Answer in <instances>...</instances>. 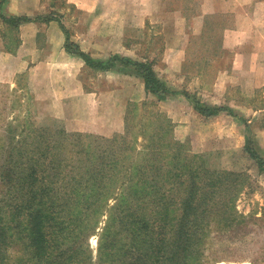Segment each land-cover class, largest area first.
Masks as SVG:
<instances>
[{
    "label": "rangeland",
    "instance_id": "obj_1",
    "mask_svg": "<svg viewBox=\"0 0 264 264\" xmlns=\"http://www.w3.org/2000/svg\"><path fill=\"white\" fill-rule=\"evenodd\" d=\"M8 2L9 0H3L0 3V166L4 163L8 150H14L15 158H22L23 155L26 159L37 158L43 154L45 156L40 158H44L43 161L47 159L45 163L54 159V167L46 166L44 174H48L50 179H59L50 184L43 180L45 184L58 189L78 187L79 183L71 179L75 175L72 173L87 169V155L90 154L82 150L80 143L103 142L102 146L107 152L111 153L115 149L118 150V155L123 158L125 155L127 158L122 164L114 167L117 177L113 185H118L120 190L123 185L119 181L123 175L128 176V171L134 170L130 164L132 161L145 163L149 158L165 161L169 159L170 152L173 155L179 153L185 161L182 166L187 169L197 168L202 173L201 183L207 181L202 203L206 210L199 218L202 228L199 264H264V171L260 170L257 161L245 150L249 133L246 126L248 121L252 129L250 134L254 138L253 145L264 157V77H253L256 72H250L246 68L249 60L234 63L238 52L255 50L253 44L257 37L252 22H249L253 0L145 1L146 11L156 8L153 22H147V31L142 38L144 45L138 48L145 58L112 54L103 60L119 55L134 62L118 59L110 68H96L86 62L88 70L83 76L87 85L97 86L96 78L95 84L92 81L95 72L113 70L129 75L117 81L118 86L136 88L141 80L146 86L135 62H152L159 77L158 66L163 64L162 59L167 50L165 44L169 41L179 43L186 57L180 65V73H174L172 78L165 80L159 77L174 90L167 98H159L147 91L142 100L128 99L125 104L128 95L112 97L114 101L124 103L126 110L124 128L110 135L69 127L65 118L53 114L49 110V104L37 98V92L32 91L34 87L31 68L34 64L23 60L33 49L30 40L36 33V28L41 27L36 34L37 40L41 42L46 38L45 31L42 30L43 22H48L51 18L50 15L38 14L28 16L30 19L16 25L13 20H7L3 15H24L11 14L7 8ZM47 3L60 13L74 15L78 12L75 11V6L67 5L66 0H48ZM174 13L183 15L185 20H181V17L177 19ZM65 14L61 18L67 25L62 24L67 36L66 47L68 37L70 43L79 45ZM243 29H249L246 41L240 36ZM66 31L69 32L68 35ZM129 35H132L131 39H140L136 32ZM84 52L97 58L88 51ZM259 57L264 59V54ZM168 81H171L170 85ZM173 96L185 97L181 99L183 102L177 99L173 103L176 115L183 104L190 106L192 113L186 111L184 115L176 116L173 112L175 116H170L164 102ZM197 102L202 106L223 107L224 110L215 116L206 117L196 108ZM114 114L113 112V116ZM174 117L184 118V122L174 120ZM110 140L116 141L112 143ZM159 147H166L169 151L166 150L161 155L155 154L154 149ZM129 154L132 156H128ZM170 157L174 158L171 155ZM69 163L71 166L73 163L76 168L69 166ZM32 164L35 162L27 163V172L34 168ZM58 164L59 175L56 167ZM209 171L219 178L215 196L205 191L211 189L212 176ZM154 172L158 171L154 169ZM162 173L165 171L162 170ZM147 174L148 171L144 176ZM189 181L187 180L183 187H186ZM44 183L41 185L44 186ZM159 184L163 185L161 180ZM128 185L129 183L126 187ZM115 202L116 198L112 196L108 206ZM107 221L106 212L101 216L96 228L87 232L84 242L80 227L76 230L81 244L86 246V242L89 243L87 248L93 251L92 262L95 263L98 261L100 240ZM121 227L122 223L118 221V228ZM15 250L16 247L11 246L7 252L10 254L9 264L21 261ZM86 252L90 255L88 250ZM104 264L118 262L107 260Z\"/></svg>",
    "mask_w": 264,
    "mask_h": 264
},
{
    "label": "trees",
    "instance_id": "obj_2",
    "mask_svg": "<svg viewBox=\"0 0 264 264\" xmlns=\"http://www.w3.org/2000/svg\"><path fill=\"white\" fill-rule=\"evenodd\" d=\"M3 16L7 20H13L16 25L30 19L28 16ZM66 32L68 35L69 32ZM67 49L78 53L96 68L113 67L118 59L134 62L119 55H113L107 60L93 58L77 44L70 43L69 37ZM151 63L135 62L145 80L147 91L159 98H167L174 90L157 76ZM195 106L206 117L215 116L224 110L223 107L202 106L198 102ZM246 126L249 133L245 150L257 161L260 170L264 171V157L253 145L254 138L250 134L252 129L248 121ZM129 128L130 123L127 124V129ZM110 141L114 143L116 140ZM102 143H80L82 150L90 152L87 155L88 167L80 173H72L75 175L71 179L79 183L78 187L61 189L49 185L59 179H50L48 174H44L46 166L54 167V159L45 163L48 160L40 158L43 154L37 158L26 159L24 155L22 158H15L14 150H8V155L0 166L1 264L10 263V254L7 252L11 246L16 247L15 251L21 259L16 264L91 263L94 259L93 251L87 248L88 242L86 246L81 244L76 230L80 227L84 242L87 232L96 228L106 212L108 221L100 240L98 261H93L92 264H104L107 260L118 264L200 263L202 228L199 218L206 210L202 203L207 185V181L201 183L202 173L197 168H185L182 166L185 161L179 153L173 155L170 152L169 159L165 161L151 158L145 163L132 161L130 164L134 170L128 171V176L123 175L119 181L123 186L118 190L119 186L113 185L117 177L114 167L122 164L126 156L123 158L118 155V150L115 149L111 153L107 152ZM166 150V147H159L153 152L161 155ZM128 156L131 157L132 154ZM32 161L35 162L32 164L34 168L27 172L25 167ZM56 167L59 175V164ZM71 167L76 168L73 163ZM145 169L148 174L144 176L147 172ZM154 169L158 172H154ZM209 174L212 176L211 189L205 191L215 196L219 178L213 172L209 171ZM43 180H47L49 184H45ZM160 180L162 186H159ZM187 180H190L188 185L183 187ZM127 183L129 185L126 187ZM170 184L172 185L169 187ZM112 196H115L116 202L108 206ZM178 199L181 201L177 202ZM118 221L122 223L121 229L118 228Z\"/></svg>",
    "mask_w": 264,
    "mask_h": 264
},
{
    "label": "crops",
    "instance_id": "obj_3",
    "mask_svg": "<svg viewBox=\"0 0 264 264\" xmlns=\"http://www.w3.org/2000/svg\"><path fill=\"white\" fill-rule=\"evenodd\" d=\"M47 1L9 0L7 5L11 14L24 16L41 14L42 16L50 15L51 18L48 22H43L42 30L45 31L46 38L39 42L36 34L38 30H41V27L36 28V33L30 40L33 49L29 56L23 60V62L34 64L31 68L32 86L34 87L32 91L37 92L36 96L39 100H45L49 104V110L53 114L65 118L67 125L71 128L104 135L121 131L124 128L126 105L124 107V103L116 102L112 97L121 95L127 97L128 95L125 104L128 99L142 100L147 94L143 80L140 81L137 89L134 86H118V82L129 75L107 70L95 72L92 76L93 84H95L96 78L97 86L87 85V80L84 78V72L88 70L85 59L76 52L69 51L66 47L67 36L62 27V24L65 23L61 18L65 13L57 12V9L54 6H49ZM133 1L66 0L67 5L75 6V11H78L74 15L65 14V19L72 25L71 30L78 46L83 51H88L94 57L101 59L116 53L135 58L140 56L141 59H144L145 55L142 56L138 48L144 45L142 38L147 31V22H153L156 8L146 11L145 1L147 0H135L136 3ZM248 1L251 0H243V2ZM174 16L177 19L181 17V20H185V17L179 13H174ZM249 20L252 22L253 31L257 37L253 44L255 50L238 52L234 63L239 64L244 60H249L246 68L250 72H256L253 77L262 79L264 77V59H260L259 56L264 54V0H253ZM132 32H136L140 39H131L132 35L129 33ZM240 36L246 41V38L249 37V29L241 30ZM165 45L167 50L162 59L163 64L158 66L157 71L159 77L164 80L172 78L174 73L181 72L180 65L186 57L179 43L169 41ZM170 82L168 81L169 85ZM182 98L185 97L174 98L173 96L164 102L170 116L176 115L173 103L177 99L183 102ZM182 107L187 109L184 110ZM186 111L192 113L190 106L183 104L177 115H184ZM174 120L184 122V118L181 117H174Z\"/></svg>",
    "mask_w": 264,
    "mask_h": 264
}]
</instances>
